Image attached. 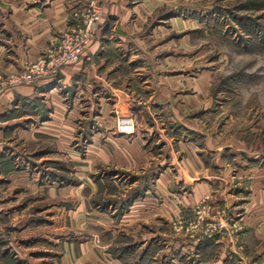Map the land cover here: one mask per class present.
<instances>
[{
    "label": "rangeland",
    "instance_id": "374dc122",
    "mask_svg": "<svg viewBox=\"0 0 264 264\" xmlns=\"http://www.w3.org/2000/svg\"><path fill=\"white\" fill-rule=\"evenodd\" d=\"M10 1L0 0L2 45L26 33L13 38ZM90 1L65 0L67 27L32 62L81 22ZM121 2L109 17L107 0L94 53L47 78L44 92L18 97L11 111L6 90L45 79L0 92V264H264V208L243 206L254 201L253 181L264 191V0ZM31 61L0 67L3 82ZM207 138L224 154L241 152L230 176L247 158L258 173L237 181L233 198L210 194L186 207L194 184L185 160ZM155 189L159 204L176 194L177 211L133 213ZM224 211L228 223L208 231Z\"/></svg>",
    "mask_w": 264,
    "mask_h": 264
},
{
    "label": "crops",
    "instance_id": "0c3cea01",
    "mask_svg": "<svg viewBox=\"0 0 264 264\" xmlns=\"http://www.w3.org/2000/svg\"><path fill=\"white\" fill-rule=\"evenodd\" d=\"M2 1L6 2L10 0ZM36 1L37 0L10 1L12 2L14 10L11 11V13L13 12L12 14H10L11 16L8 15L10 16V19L7 21L13 20L12 22L18 24V29L16 28L17 32L14 33L15 35L14 37H12L16 38V36L21 33L20 29H22L23 31L25 30L26 33L23 37L22 42H18L15 40L13 42L5 41L3 43L4 45L0 44V67H6L8 69L13 70L19 68L29 60L31 61L38 59L42 52L49 46L55 34L60 32L61 30H64L67 27L70 21V5L68 6L65 3V0H52V3L50 5L45 6L35 5ZM119 3H122L121 0H109L105 16H116L114 9L118 7ZM1 21L0 23H4V21ZM21 24L24 25L22 26ZM7 48H9V55H7L8 53L6 52L8 51L6 50ZM94 51V48L91 47L89 53H87L86 51L85 57L86 55H90V53H94ZM74 66L76 65L74 64ZM68 68L69 66L65 67L64 70L67 71ZM51 81L53 80L45 79L38 82L35 86L20 85L6 90L1 100L3 108L11 111L12 107L7 104L12 103V101L18 99V97L20 99H30L35 97L37 95V92H44L42 90H44L45 84H48ZM4 112L5 110H3V113ZM122 124L123 128L130 129V126H127V124ZM18 129L19 128H16L15 131H17ZM217 146L218 144H216L215 146V143L212 142V139L207 138V143L203 147V150H199V147H197L198 149H193L192 147L189 150L187 156H190L192 160L189 161L188 164L187 160L189 159L185 161L186 165H188L189 167V170L187 172L189 174L191 184L194 185L190 188L189 194L185 197L184 202H182L183 205H185L186 207L192 206L194 203L200 201L202 198L210 194H216L220 197L233 198L230 189L235 186H238V182L246 178V176L251 177L253 180L255 174L258 173V167H256L257 164H250V161H253V159L247 158L245 160H247L248 162L244 161L242 162V165L238 164V166H241L240 171L238 170L237 174L230 176L229 174L233 171L232 166H235V160L231 157L235 156V159H237L240 157L241 152H236L239 149H232L228 151V153L224 154L223 150L225 149V147ZM262 163L263 162H261L259 165L261 166ZM169 174L170 172L168 170L165 171L163 174H161L160 178L156 180V183L161 182V180ZM260 182L261 181L257 183L256 181H253V191L251 193V196L254 201H252V203H243V206L247 204L248 208L249 206L254 205H257L260 208H264V191L261 190V187L257 185L260 184ZM228 184L232 185H229V188L226 189V191H222V185L228 186ZM160 189L165 190L166 188L162 186ZM154 192L156 196H154L152 199H148L152 200L151 203H148V201H146L147 199L143 201H137L133 206L132 212L135 213L134 208H137V213L142 214L147 213V211L152 212L154 214L157 211H163L164 214L172 215L173 213H175V211H177L173 204L174 202H176V204L178 203L177 201H174V199H176L177 197L175 196L176 194L172 192L162 194L163 201H161V203L159 204V200L157 197V195H159V191L155 189ZM241 204V200L237 202L235 201L234 206L239 209V207H242ZM248 217L249 213L244 216L243 219H248ZM225 242L226 240L224 239V237L217 238L216 240H208L203 243L202 248H204V251H207L215 244Z\"/></svg>",
    "mask_w": 264,
    "mask_h": 264
},
{
    "label": "built area",
    "instance_id": "2783aa9c",
    "mask_svg": "<svg viewBox=\"0 0 264 264\" xmlns=\"http://www.w3.org/2000/svg\"><path fill=\"white\" fill-rule=\"evenodd\" d=\"M106 2L107 0L90 1L83 12L81 22L61 34L57 45L45 52L39 60L28 62L21 74L11 76L6 82H3V75H0V92L8 86L33 84L57 76L64 67L79 62L96 39L97 31L102 25ZM206 203L207 201L204 200L197 206V228L205 226ZM220 216L221 220L213 218L214 222L206 224L208 231H218L228 223L227 219H223L226 217L225 211Z\"/></svg>",
    "mask_w": 264,
    "mask_h": 264
}]
</instances>
